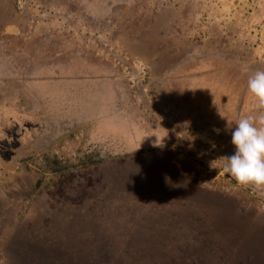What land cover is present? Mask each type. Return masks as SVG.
I'll use <instances>...</instances> for the list:
<instances>
[{
	"label": "rangeland",
	"instance_id": "obj_1",
	"mask_svg": "<svg viewBox=\"0 0 264 264\" xmlns=\"http://www.w3.org/2000/svg\"><path fill=\"white\" fill-rule=\"evenodd\" d=\"M257 69L264 0H0V264H264Z\"/></svg>",
	"mask_w": 264,
	"mask_h": 264
},
{
	"label": "clouds",
	"instance_id": "obj_2",
	"mask_svg": "<svg viewBox=\"0 0 264 264\" xmlns=\"http://www.w3.org/2000/svg\"><path fill=\"white\" fill-rule=\"evenodd\" d=\"M247 71V65H242ZM249 94L255 99L256 115H244L235 121L231 143L235 152L220 157L224 174L237 185L264 190V69H257L247 80Z\"/></svg>",
	"mask_w": 264,
	"mask_h": 264
},
{
	"label": "crops",
	"instance_id": "obj_3",
	"mask_svg": "<svg viewBox=\"0 0 264 264\" xmlns=\"http://www.w3.org/2000/svg\"><path fill=\"white\" fill-rule=\"evenodd\" d=\"M11 29H16V28H18L17 27V25H15V26H12V27H10ZM39 64V63H38ZM31 65H32V67H31V69H33L35 72L33 73V75H35V76H32L31 77V79L32 80H34V81H40V80H42L43 79V76L42 75H39L40 74V72L38 71V70H36V66H37V63H36V61H34V62H32L31 63ZM28 72V71H27ZM26 72V73H27ZM37 73V74H36ZM31 79H29V80H31ZM28 80V79H27ZM21 81L23 82V81H25V78H23V77H21ZM42 94H44V92H42Z\"/></svg>",
	"mask_w": 264,
	"mask_h": 264
}]
</instances>
